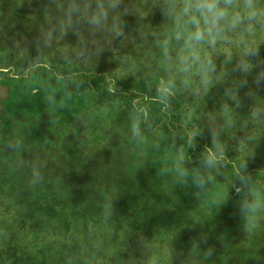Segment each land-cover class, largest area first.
<instances>
[{
  "label": "clouds",
  "instance_id": "obj_1",
  "mask_svg": "<svg viewBox=\"0 0 264 264\" xmlns=\"http://www.w3.org/2000/svg\"><path fill=\"white\" fill-rule=\"evenodd\" d=\"M18 7L0 0V111L14 118L22 106L30 118L0 145L25 156L27 187L46 184L49 167L79 171L105 151L135 153L137 167L151 166L146 149L164 164L157 175L201 201L184 225L214 224L200 243L236 230L247 247L264 246V168L250 165L240 147L264 139V105L245 103L264 87V0H52L46 11L68 22L31 39L18 33ZM70 38L74 47H56ZM32 129L43 134L42 149L29 141ZM205 191L210 200H202ZM112 213L109 201L102 215ZM9 235L6 225L0 248ZM140 243L150 245L146 237Z\"/></svg>",
  "mask_w": 264,
  "mask_h": 264
},
{
  "label": "rangeland",
  "instance_id": "obj_2",
  "mask_svg": "<svg viewBox=\"0 0 264 264\" xmlns=\"http://www.w3.org/2000/svg\"><path fill=\"white\" fill-rule=\"evenodd\" d=\"M51 2L18 0V33L31 39L57 23H67L46 11ZM125 2L133 6L138 0ZM2 41L0 37V48L4 47ZM7 46H12L11 40ZM74 46L71 38L56 45ZM245 103L264 105V87ZM20 107L14 118L9 111H0V138L24 129L30 117L26 115L28 109ZM74 127L82 131L78 123ZM28 135L37 149L44 147L39 143L43 136L39 129H32ZM67 140L74 141L75 137L69 135ZM240 147L250 165L257 170L264 168V139L246 140ZM72 148L79 151L76 143ZM142 151L146 159L155 160L153 165L137 167L140 160L135 153L126 159L124 153L105 151L87 163L81 162L79 171L70 168L58 172L49 167L47 183L29 188L24 182L25 156L17 158L0 145V230L7 225L10 233L7 247L0 248V264H264V246L247 247V240L236 230L225 233L222 242L200 243V237L212 232L214 224L205 228L184 225L188 223L186 215L201 213V201L187 189H172L157 175L164 167L161 158L146 149ZM212 195L205 191L202 200H210ZM13 201L18 209L15 219L11 218ZM109 201L113 213L105 219L102 212ZM174 201L179 205L173 212L168 206ZM226 212L231 214V209ZM142 237L150 241L148 247L141 246ZM258 243L264 245V235Z\"/></svg>",
  "mask_w": 264,
  "mask_h": 264
}]
</instances>
